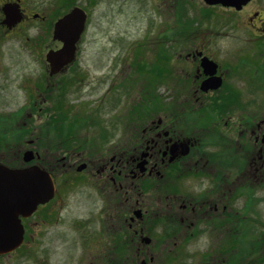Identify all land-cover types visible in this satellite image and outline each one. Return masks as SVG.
Returning <instances> with one entry per match:
<instances>
[{
  "label": "flooded vegetation",
  "instance_id": "af4514ba",
  "mask_svg": "<svg viewBox=\"0 0 264 264\" xmlns=\"http://www.w3.org/2000/svg\"><path fill=\"white\" fill-rule=\"evenodd\" d=\"M86 1L89 4H99V0ZM211 1L150 0L149 3L156 8L163 9L165 6L174 10L167 22L176 30L170 28L168 33L159 29L155 36L152 35L157 43L158 53L163 41L177 42L184 37L179 34L178 17L175 16L178 4L190 13L194 11V19L191 21L201 19L199 15L222 13L232 18V23L243 26L252 33L259 30L254 24L255 21L264 25L258 0H249L239 6L209 4ZM54 2L63 6L61 10L81 7L79 0ZM37 4L43 6L46 3H34L33 0H0V44L7 37L28 34L36 27L40 29L38 38L43 41L50 38V26L54 23L46 11L34 10L32 6ZM260 31L264 37V27ZM190 34L193 38L205 37ZM259 44H264V40L259 41ZM59 46L56 43L55 49ZM167 47H171L170 53L177 51L174 44H167ZM1 53L0 51V58ZM172 55V62L178 66V52ZM203 58L218 64L213 74L207 71L209 68H203ZM183 59L180 73L190 85V91L187 96L180 93V98L183 103L186 101L191 111L186 121L189 125L177 128L178 123L173 119L164 121L160 118L159 122L157 118L148 125L144 124L139 131L126 129V139L113 145V141L108 142L104 146V151L115 157L110 160L108 169L113 177L108 176L107 183L112 186L104 190L106 195L100 207L103 214L98 215L97 225H93L91 231L96 247L100 250L96 259H101L104 264H228L223 258L226 250L240 246L241 234H264L262 220H250V225L243 226L242 216H237L233 209L228 179L225 180V174L231 172L224 168L226 165L222 162L214 161L218 152L227 149H222L226 143L232 151L231 155H235L237 159H241L243 154L251 155L249 164L253 174V186L264 188V61L258 58L256 64L237 73V79L242 81L237 85L238 90L243 91L241 107H237L238 111L227 119L224 105L232 95L228 84L235 64H229L228 71H223L216 57L207 51L205 43L187 53ZM239 74H244V78L240 79ZM218 77L221 78L218 88L202 89V85L211 80H215L213 85H216ZM96 83V88L105 84L100 81ZM114 84L113 82L111 86ZM157 84H162L161 79ZM248 84L253 85L251 91L247 89ZM171 97L166 100L175 104L176 99ZM97 110L96 108L95 111ZM200 110H206L207 115L200 114ZM96 116L105 117L108 114L102 111L96 113ZM243 119L249 121L250 125H245ZM125 123L127 126V121ZM181 124L185 122L181 121ZM165 126L168 127L163 129ZM227 132L235 137L227 139ZM211 138L214 139L210 143L218 148L216 152H211L206 147ZM144 152H147L145 157ZM143 159L146 163L141 165ZM169 168L172 169L169 171ZM100 171L106 173V166L101 167ZM238 176L242 178L241 174ZM147 181H154L150 185L157 186L155 194L147 192ZM223 185L229 188H225L224 193L221 191ZM114 191L118 193L114 194ZM241 192L242 189L238 188L239 197ZM261 200H264V195ZM103 215L107 218L106 222ZM74 227L75 225L72 228ZM76 228L79 229V226ZM115 241H121L122 244L119 255L115 251H109V246L113 248ZM259 244L264 248V235L261 236ZM132 245L134 248H131ZM201 245L202 252L199 248H190Z\"/></svg>",
  "mask_w": 264,
  "mask_h": 264
},
{
  "label": "rangeland",
  "instance_id": "374dc122",
  "mask_svg": "<svg viewBox=\"0 0 264 264\" xmlns=\"http://www.w3.org/2000/svg\"><path fill=\"white\" fill-rule=\"evenodd\" d=\"M33 2L46 3L43 6L38 4L33 5L32 7L34 10L46 11L48 14L56 13V11L59 10L54 0H33ZM149 2L150 0H132L131 2L128 0H100L99 6L95 8V11H92L87 34L80 47L81 52L79 61L73 73V82L76 78L78 90L74 89L71 85H64L63 87L65 90H61L59 93L57 90H54L55 88L50 90L52 93L50 103H52L53 106H57L59 103L63 113L69 111V113L72 114V116L68 114L66 119H62L59 112L53 117V112L49 109L50 104L47 103L48 101L41 103L42 99L37 97L36 93L31 92L32 90L26 91L23 88V83L25 81H31L39 76L40 65L39 62H37L36 54L33 55V39L29 44L24 43L23 40L13 41L11 44L5 43V46L2 48L4 52L3 55H14L13 57L17 64L14 63V59L4 62V64L9 67V74L7 75L4 73V78L15 77L16 80L12 82V92L9 90H0V95L4 96L0 97V163H7L18 167L24 164L22 157L25 150H38L40 152L38 154L40 159L38 162L41 165L43 163L46 168H51L54 174L66 173L70 174L69 176L72 177H77L79 176L78 174L86 175L89 171L88 167L86 168L87 170H83L76 174V168L82 160L87 163H93L92 161L94 159H104L103 161H106L110 154L95 153L88 150H85L83 154H79L80 149H78L68 159V155L66 153L64 154L62 150L48 151L43 146L48 143H53L52 139L56 137L59 139H56L55 143L62 142L60 139H64L62 143L71 146L80 145L87 139H90L89 143L96 141L97 143L95 146H105L108 142L113 141L116 143L120 140V129H123L122 124L125 117L128 115L133 117V119L135 118L134 129L136 131H139L138 129L142 128L144 125L139 124V122L144 118H152V115H148L145 109L156 112L155 105L149 104L143 106L144 109H142V105L138 104L129 109L134 101L137 102L139 100V98H137L138 93L135 94V89L127 91L124 85V88L120 90L121 79H119L120 76L124 78V76L126 77L129 75L127 73H130V78L128 76L127 79V88H132L133 82L137 85L142 83L148 86L145 73L150 70V66L154 65V60L156 58L157 43L153 40V36L159 32V29L165 31V29L167 30L170 28V24L159 25L165 23L167 19L170 18L169 14L174 12L173 9H167L165 6L163 9L157 10L151 3L149 4ZM79 3L84 7L91 8V4L87 3L86 0H79ZM257 4L259 5V10H261V16L264 19V0H258ZM160 11L161 13H159ZM187 15L185 19H194V17H192L194 11L191 13L189 12ZM199 16L202 20L198 18V21L197 19L192 21V31L182 33L184 36L181 38L182 41H178L177 43L169 42L170 44L176 43L175 48H178L182 57L189 52L191 53L194 48L200 47L205 43L207 51L216 57L220 64H234V60L231 59L233 57L236 58L235 62H237V59L242 58L252 63V65L257 63L258 57L257 51L255 50L258 48L264 52V45L259 44V41L264 40L262 32L260 31L264 25H259L257 21L254 22L256 28L259 29L253 33L260 38V40H257L258 38H256L249 29L232 23V18L226 17L225 14L209 13ZM179 29L181 31L186 30L182 27H179ZM38 31L39 30L33 31L34 39H37ZM190 33L199 36L204 35L205 37L196 36L193 38L190 37ZM146 34L149 36L147 39H144V35ZM140 43L146 46V48H144L145 53L140 48L134 47V45ZM129 45L132 47L130 65L135 66L143 62L135 68L126 66L125 64V62H129L126 57L127 52H125L128 51ZM137 55L141 58H137ZM124 56L126 57V61L123 59ZM145 59L146 62H144ZM183 60L178 66L171 68L173 71L165 75L167 80L164 81V83L161 78L162 84L158 89V92L164 99H167L168 96H172L171 98L176 99V107H169L175 112H178V114L181 113L178 111L181 106L177 107L181 101L180 93H184L187 96L190 91L188 88L190 85L180 73ZM10 61H12L13 67H10ZM243 65L244 63L240 60L238 64L234 65L231 69L228 88L232 91V95L228 99V103L224 105L227 108V110L224 111L226 112L227 119L232 116L235 111H238L237 107H241L240 100L243 97V91L238 90L239 88H237V85H240L242 81H239L236 76ZM144 68H146L145 72ZM106 75L110 77L106 78ZM239 78H244V74H239ZM101 79L104 80L103 82H111V79L115 81L114 91H111V93L107 95L105 90L107 83L99 85V87L96 88L98 84L96 82H99ZM62 82L68 83L67 80ZM155 85L156 83L149 87H154ZM138 87L141 86L139 85ZM115 88L120 92L124 90V95H120ZM252 88V84L247 85L249 91H251ZM77 92L79 93L76 94ZM76 96H82L84 98L76 99ZM97 97H99L98 100H96ZM95 103L103 104L104 108L107 109L108 116L97 117L94 109ZM238 104L239 106H237ZM39 108H47L49 113H44L42 111L40 116H37L35 119H29L30 110L33 109L32 111H34ZM22 109H27L28 111L20 117L14 116L13 118H9V115H14L17 110L19 111ZM156 115L157 114L153 117ZM79 116L84 118L82 120L78 119ZM151 120H147L148 123H145V125H148ZM242 121L245 124L249 123V121L245 119ZM232 123H234V121ZM85 125L90 128L88 131L80 130L78 133H73V131H78ZM49 126L55 128L51 133L46 132ZM65 131H68V139H65L66 136L62 135L65 134ZM45 134L48 135L47 140L43 139ZM11 136L14 139L10 142ZM226 136L228 139H233L235 137L234 134L230 135L229 132L226 133ZM28 140L32 141L31 145L27 143ZM42 142L44 144H42ZM231 144L233 145V142ZM210 149H212V147ZM233 158V155H230L226 157V160L234 163ZM249 158L251 159V155ZM88 159L93 160L91 161ZM238 161L236 165L239 166L245 161V154L243 155V159ZM234 168L235 167L232 168V174H225V180L228 179L227 185L231 187V193L238 188L244 189L253 182V176H251L250 173L251 170L247 168V175L240 178L237 174V168ZM95 178L98 179L96 176ZM247 179L248 184H243ZM156 187L152 186L150 189L147 188L149 191L148 193L155 194L154 191ZM192 188L196 189L195 186H192ZM225 188L229 190L226 185H223V187H221L222 193H224ZM251 188H253V186ZM69 192V198L67 197V201L64 202V205H66L65 209L64 205L59 207L53 205L44 208L41 212H37L36 215L30 219L29 236H27L26 244L15 253L3 258L0 257V264H94L95 260H93V256L91 255L94 251L91 246H89V244L85 245L83 257H80V249L72 241L75 238L77 243L80 244L82 242L81 235H77L74 232H64L66 228L73 227L76 221L80 224L78 216L83 215L82 207L76 203V200L80 196L78 187H72ZM227 193L229 192L227 191ZM252 193L256 195V197H260L264 194V191L259 187L257 190L254 189ZM232 200L235 204L239 206L242 205L241 201L243 199L241 197H234ZM247 203L248 202H245L244 205ZM97 208L98 205L94 203L92 211L96 213ZM236 208L238 209L239 207L234 206V209ZM262 212L263 208L259 205V208L252 207L248 215L250 217H255L256 215H263ZM86 229L87 228H82L83 231H86ZM55 233H57V235ZM248 236L249 238H245L246 244L242 245L239 249L243 258L241 264H264V255H261L262 253L257 250L255 243L253 244L254 240H256V236L251 238L250 234ZM202 246L203 245L198 247L190 246V248L193 250L199 248L202 252ZM252 247H255V249ZM209 252H211V250Z\"/></svg>",
  "mask_w": 264,
  "mask_h": 264
},
{
  "label": "water",
  "instance_id": "95a60500",
  "mask_svg": "<svg viewBox=\"0 0 264 264\" xmlns=\"http://www.w3.org/2000/svg\"><path fill=\"white\" fill-rule=\"evenodd\" d=\"M221 2L224 5H233L235 0H212L211 2ZM77 21L76 17H65L56 25V34L63 36L65 48L61 54L52 55L56 61L52 62L54 69L58 65L67 62L73 56L74 42L80 34L81 25L76 24V33L67 37L65 30L68 28L69 21ZM65 29L63 32L61 30ZM64 34V35H63ZM31 156L28 154L25 160H29ZM52 195V185L46 173L38 168H31L24 171H7L2 170L0 175V253L11 251L19 245L22 239V230L17 215H26L31 213L39 203L46 202ZM6 215L13 218V222L8 224V228L4 226ZM18 223V231L16 226Z\"/></svg>",
  "mask_w": 264,
  "mask_h": 264
},
{
  "label": "bare ground",
  "instance_id": "6f19581e",
  "mask_svg": "<svg viewBox=\"0 0 264 264\" xmlns=\"http://www.w3.org/2000/svg\"><path fill=\"white\" fill-rule=\"evenodd\" d=\"M10 218H11L10 215H6V217H5L6 222H5L4 226L6 228H8V224L10 223ZM0 222H1V220H0Z\"/></svg>",
  "mask_w": 264,
  "mask_h": 264
}]
</instances>
